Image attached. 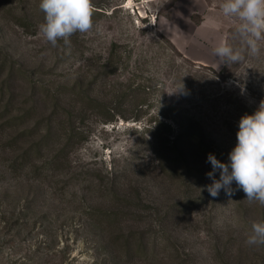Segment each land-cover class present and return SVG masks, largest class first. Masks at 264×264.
<instances>
[{
    "label": "rangeland",
    "instance_id": "obj_1",
    "mask_svg": "<svg viewBox=\"0 0 264 264\" xmlns=\"http://www.w3.org/2000/svg\"><path fill=\"white\" fill-rule=\"evenodd\" d=\"M4 61L0 264H264V0H0Z\"/></svg>",
    "mask_w": 264,
    "mask_h": 264
},
{
    "label": "trees",
    "instance_id": "obj_2",
    "mask_svg": "<svg viewBox=\"0 0 264 264\" xmlns=\"http://www.w3.org/2000/svg\"><path fill=\"white\" fill-rule=\"evenodd\" d=\"M6 68L10 69L11 67L8 66V64L4 61L0 64V74L4 75V73L6 72L5 71ZM6 80L7 79L5 78L4 82L7 83ZM94 102L97 103V101H94ZM97 106H99V104ZM112 118H113V114L109 113L108 118L105 121L110 122L112 121ZM187 134L189 136H187L185 144L188 145L189 147L197 148V150L199 149L202 150V148L200 147L202 142L201 141L198 142L197 140L198 137H195L196 135L191 134V133H187ZM178 138L179 136L174 135L173 128L169 124H166V123H163L157 120V122L154 125V128L152 129V139H153L154 151L159 161H162V159H170V156L175 151H179L178 156H179V159L181 160L180 150L182 148V145L179 144ZM103 216H105L109 221H113V219H115L114 217H111L109 215L107 216L103 215ZM128 250L132 251L134 249L131 248V249H127L126 251Z\"/></svg>",
    "mask_w": 264,
    "mask_h": 264
}]
</instances>
